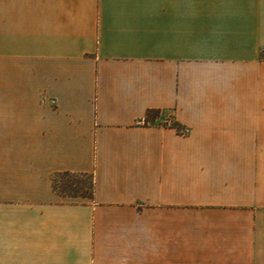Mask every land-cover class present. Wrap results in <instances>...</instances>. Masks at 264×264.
Listing matches in <instances>:
<instances>
[{"label":"crops","instance_id":"obj_1","mask_svg":"<svg viewBox=\"0 0 264 264\" xmlns=\"http://www.w3.org/2000/svg\"><path fill=\"white\" fill-rule=\"evenodd\" d=\"M262 51L264 0H0V205L35 222L0 264H264Z\"/></svg>","mask_w":264,"mask_h":264},{"label":"rangeland","instance_id":"obj_2","mask_svg":"<svg viewBox=\"0 0 264 264\" xmlns=\"http://www.w3.org/2000/svg\"><path fill=\"white\" fill-rule=\"evenodd\" d=\"M261 57L264 59V51H262ZM168 115V112H164L162 116L154 120V123H159L160 121L165 120L166 118H168ZM91 182L92 176L90 174L60 173L54 175L52 183L53 189L60 195L81 198L86 197L82 195H86L91 191ZM23 212L25 211L21 210L19 206L0 205V215L6 213L9 217L8 221L10 219L9 222H4L0 218V233L4 231V225L7 226L6 244H35L34 237H31V235L34 234V232L31 233V231L34 230L35 226L34 217L30 218L29 216H34V214H31L30 212H25L28 214L26 217L24 216ZM20 235L22 237L29 236V239L27 240L26 237V239L22 238L20 241Z\"/></svg>","mask_w":264,"mask_h":264},{"label":"trees","instance_id":"obj_3","mask_svg":"<svg viewBox=\"0 0 264 264\" xmlns=\"http://www.w3.org/2000/svg\"><path fill=\"white\" fill-rule=\"evenodd\" d=\"M160 114H161L160 110H149L147 112V116H146V123L149 122V121H154L155 118L160 116ZM161 124L164 125V126L175 127L178 130V132H180V133H185V131H186L185 127H183L178 122H176L174 120L173 116H169L165 120L161 121ZM64 173H68V172H64ZM57 174H60V173H57ZM93 195H94V184H93V180H92V182H91V191L89 193H87L86 195H82V196L93 197Z\"/></svg>","mask_w":264,"mask_h":264}]
</instances>
